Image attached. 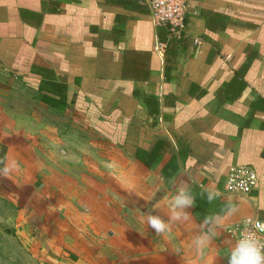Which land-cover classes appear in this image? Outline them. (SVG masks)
<instances>
[{
	"label": "crops",
	"instance_id": "obj_1",
	"mask_svg": "<svg viewBox=\"0 0 264 264\" xmlns=\"http://www.w3.org/2000/svg\"><path fill=\"white\" fill-rule=\"evenodd\" d=\"M188 5L186 45L168 70L167 44L147 8L0 0V169L12 170L21 196L20 170H44L29 199L60 263L228 264L235 240L227 228L247 215L264 221V0ZM43 83L60 84L64 98L39 93ZM71 140L75 153L57 163L54 154ZM239 165L257 178L246 196L225 189ZM178 187L196 202L186 222L170 220ZM207 189L222 195L210 203ZM226 203L235 207L226 230L197 255L204 217ZM150 214L169 233L148 227Z\"/></svg>",
	"mask_w": 264,
	"mask_h": 264
},
{
	"label": "rangeland",
	"instance_id": "obj_2",
	"mask_svg": "<svg viewBox=\"0 0 264 264\" xmlns=\"http://www.w3.org/2000/svg\"><path fill=\"white\" fill-rule=\"evenodd\" d=\"M60 128L62 129L60 134L65 136L69 134L70 129H64L63 126ZM40 141L44 142L43 139ZM71 141V144L65 147V152L60 149L54 154L53 157L57 163L60 164L62 156L75 153L76 148L73 145L75 140ZM44 155L42 153L38 157L43 160L44 157H47ZM29 158H31L30 161L35 160L34 156H29ZM68 162L70 163V161ZM39 168L40 166L37 168L28 165L27 171L23 168L20 170V175L23 176L25 182L23 188L26 194L24 196L19 194L17 185L13 184L9 175L0 169V264H68L67 262L60 263L59 260L54 259L46 247L43 226L40 224L43 220L36 219L34 216V207L37 205L31 204L32 201L29 198L35 191V185L39 184L36 180L39 176L36 174H45L44 170H39ZM63 173L66 174L67 171ZM68 173H72L71 170ZM60 255L68 257L66 252H61Z\"/></svg>",
	"mask_w": 264,
	"mask_h": 264
},
{
	"label": "clouds",
	"instance_id": "obj_3",
	"mask_svg": "<svg viewBox=\"0 0 264 264\" xmlns=\"http://www.w3.org/2000/svg\"><path fill=\"white\" fill-rule=\"evenodd\" d=\"M6 167L4 172H9ZM222 193L215 189L206 190V198L211 203L221 197ZM195 198L191 191L187 188L178 187L175 195L168 203V207L172 213L170 220L172 222H186L190 218V213L186 211L195 205ZM153 211L159 210L157 206H153ZM235 212V207L231 204L226 205L221 214L205 216L199 234L193 241V247L199 256L206 255V251L210 244L219 237L222 231H225L228 223ZM249 223V222H246ZM148 227L154 229L156 234H167L170 231V225L166 220L162 219L158 214H150L147 217ZM254 228L264 231V224L256 223ZM227 258L228 264H264V242H262L254 231L245 229L241 233L239 240L232 244L227 242ZM181 248L175 249L180 253Z\"/></svg>",
	"mask_w": 264,
	"mask_h": 264
},
{
	"label": "built area",
	"instance_id": "obj_4",
	"mask_svg": "<svg viewBox=\"0 0 264 264\" xmlns=\"http://www.w3.org/2000/svg\"><path fill=\"white\" fill-rule=\"evenodd\" d=\"M156 26H164L169 30L171 37H187V12L188 0H145ZM194 45L199 47L203 40L194 38ZM257 186V178L253 168L239 165L231 168L227 182L228 194L246 196ZM249 222V223H246ZM264 224V221L256 216L247 215L227 228V232L235 242L240 239L241 233L247 228L256 233V236L264 242V231L253 227L254 224Z\"/></svg>",
	"mask_w": 264,
	"mask_h": 264
},
{
	"label": "trees",
	"instance_id": "obj_5",
	"mask_svg": "<svg viewBox=\"0 0 264 264\" xmlns=\"http://www.w3.org/2000/svg\"><path fill=\"white\" fill-rule=\"evenodd\" d=\"M116 1L123 3V4L130 5V6H134L135 8H138V9L147 8L149 10V6L145 0H116ZM157 27H158V33H159L160 40L167 44L166 69L169 70L170 68L174 67L177 62L179 48L180 47L182 48L186 45L185 42H183V40L186 37H181V38L171 37L169 34V30L166 27L164 26H157ZM238 76H242V75L238 74ZM244 85H245L244 82H239L238 83L239 90H241L244 87ZM44 90L59 95L60 99H63L65 96L64 90L61 88L60 84H57V83H53V84L43 83L40 86L39 93H41ZM39 97L42 98L43 101H46L49 103H55L56 101L59 102L58 99H55L52 96L46 95L44 93L39 95ZM228 204H231V203H226L225 207Z\"/></svg>",
	"mask_w": 264,
	"mask_h": 264
}]
</instances>
